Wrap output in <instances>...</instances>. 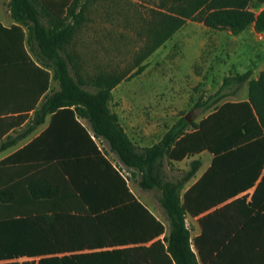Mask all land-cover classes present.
<instances>
[{"label": "trees", "instance_id": "1", "mask_svg": "<svg viewBox=\"0 0 264 264\" xmlns=\"http://www.w3.org/2000/svg\"><path fill=\"white\" fill-rule=\"evenodd\" d=\"M89 1L9 3L13 19L27 28L29 51L39 66L27 58L45 79L44 100L34 113L33 126L43 123L47 115H52L51 129L56 119L69 120L76 144L71 172L64 159L68 156L36 154L46 134L0 161V169L11 171L10 183L0 184V264H264V204L258 202V194L264 198V175L251 201L239 196L254 187L261 175L246 167L244 144L250 137L246 124L260 115L259 102L264 101V73L249 81L248 101L219 105L235 95L252 73L226 77L217 92L198 103L210 110L199 123L181 117L158 143L138 147L110 108L112 91L123 78L105 74L85 78L68 49L85 20ZM214 1L221 6L203 13L201 22L206 27L238 34L254 24L258 32L264 31V9L256 14L247 2L240 3L244 0ZM193 11L182 9L178 16H168L154 35L151 50L171 38ZM51 79L59 89L47 94ZM92 136L139 174L142 190L159 192L169 223V233L162 239L164 224L136 198ZM204 151L214 158L193 185L186 188L200 169V160H193L182 176H168L166 158L182 161ZM40 167L54 169V175L71 183V194L87 207L86 216L71 215L69 204L61 199L60 185L44 176ZM187 214L201 216L202 233L195 238L186 225ZM82 229L91 232L86 242L76 233ZM85 248L92 251L82 252Z\"/></svg>", "mask_w": 264, "mask_h": 264}, {"label": "rangeland", "instance_id": "2", "mask_svg": "<svg viewBox=\"0 0 264 264\" xmlns=\"http://www.w3.org/2000/svg\"><path fill=\"white\" fill-rule=\"evenodd\" d=\"M244 2L254 12L261 7L257 0L240 3ZM219 6L214 0H90L85 20L68 49L85 78L97 74L123 78L112 91L111 107L115 111L124 106V113L138 115L143 126L153 115L156 136L146 142L151 144L181 117L198 123L210 111L198 103L214 94L220 81L210 69H201L203 60L211 66L212 55L211 30L201 17ZM189 8L194 14L186 23L162 46L151 50L154 35L167 17ZM187 169L189 166L172 164L166 171L169 177L178 178ZM132 187L142 201L157 202V190H140L136 183Z\"/></svg>", "mask_w": 264, "mask_h": 264}, {"label": "crops", "instance_id": "3", "mask_svg": "<svg viewBox=\"0 0 264 264\" xmlns=\"http://www.w3.org/2000/svg\"><path fill=\"white\" fill-rule=\"evenodd\" d=\"M10 1L0 0V161L17 153L33 140L46 134L42 139V143L36 147V154L40 156H47L49 154L68 156L64 159L69 164L71 172V152L75 151L76 144L73 138L74 127L71 126V121L56 119L54 127L51 129L52 115H47L43 123L33 126L34 113L44 100L45 94L42 93V89L44 88L45 79L43 73L34 67L27 58L29 55L31 60L39 66L35 55L29 51L27 28L19 24L11 15L9 9ZM262 9H264V2L261 3L260 9L255 13L257 14ZM18 26L21 29H18ZM206 28L210 29L212 34L211 66L206 65V62L203 60L201 62V69H210L214 77H218L220 86L217 91L226 77L244 74L247 71H251L252 73L249 80L243 84L235 95L227 96L219 105L225 102L248 101L250 91L249 81L258 80L264 73V31L258 32L254 24H251L238 34H233L230 30L225 29ZM203 54H201V57ZM244 57L246 62H242ZM58 89V83L51 79L47 94ZM125 103L129 104L130 107H137L136 103ZM123 107L119 106V109L114 111L110 102L111 110L117 113L120 124L138 147H150L158 143L169 129L157 140L155 139L154 143L148 144L146 142L154 139L156 136L157 123L154 116L149 117L143 126L141 118L138 115L124 113ZM259 107L260 115L256 114L255 120H251L246 124V129L250 131V137L246 139V143L244 144L245 164L252 171H261V175L255 186L239 195H246L247 202L251 201L255 189L264 175V164H262L264 162V101L259 102ZM23 115H27V117L23 119ZM80 122L85 128H88L86 120L82 119ZM92 139L101 154L118 170L122 169L120 172L127 179L128 186L136 198L164 224L165 233L160 237L162 239L169 233V223L159 203V197L157 202L147 199L142 201L132 187L135 183L138 185L139 174L134 169H128L123 165L102 140L94 136H92ZM213 158V154L208 151L187 157L182 161H170L166 158V168L172 164H183V166H189L190 168V163L193 160H200L202 165L195 177L186 185V188H188L207 171L212 164ZM52 165L55 166L53 168L56 170V162H53ZM40 170L44 176L56 179L62 191L61 199L69 204L71 215H79L81 213L82 217L86 216L87 207L79 197L71 194V183L69 181L66 182L64 178L54 175V169L47 171L45 167H40ZM9 172H11L9 167L0 169V184L10 179ZM140 190L142 189L140 188ZM262 197L263 193L258 194V202L264 204V198ZM200 217L191 216L190 214L186 215V225L191 231L192 238L202 233V227L199 222ZM76 233L82 237V242L88 241L91 235V232L86 229H82ZM192 248L197 254L194 245H192ZM91 251L88 248L82 250L84 253Z\"/></svg>", "mask_w": 264, "mask_h": 264}]
</instances>
